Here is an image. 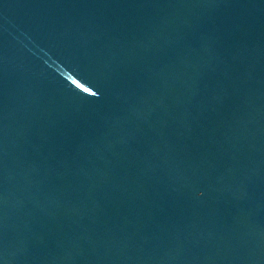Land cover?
<instances>
[{"label": "water", "instance_id": "obj_1", "mask_svg": "<svg viewBox=\"0 0 264 264\" xmlns=\"http://www.w3.org/2000/svg\"><path fill=\"white\" fill-rule=\"evenodd\" d=\"M0 264H264V0H0Z\"/></svg>", "mask_w": 264, "mask_h": 264}]
</instances>
